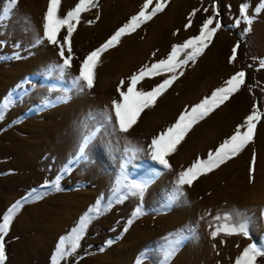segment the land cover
<instances>
[{
    "label": "rangeland",
    "instance_id": "374dc122",
    "mask_svg": "<svg viewBox=\"0 0 264 264\" xmlns=\"http://www.w3.org/2000/svg\"><path fill=\"white\" fill-rule=\"evenodd\" d=\"M5 2L0 0V8ZM48 2L19 0L0 23V223L12 205L28 197L4 238V264H137L141 256L144 264H164L165 238L178 231L184 239L168 264H234L249 244L264 248V115L253 141L238 156L185 185L183 195L170 203L181 171L198 158L206 159L254 107L264 114V11L256 13L264 0H168L163 12L102 55L94 87L82 92L71 83L81 61L136 15L145 0H99L98 8L82 13L72 37V67L63 75L54 67L62 63L58 48L46 40L36 44L43 37ZM78 2L61 0L60 15ZM242 3L254 17L248 32L244 23L232 27ZM214 4L223 26L204 54L184 68V75L153 108L144 110L132 129L121 132L112 109L120 82L125 81L126 90L132 74L198 35ZM189 17L191 26L186 28ZM236 45L237 57L230 63ZM239 71L246 73L244 85L192 127L168 157L171 168L152 161L151 140ZM166 77H146L137 89L150 91ZM253 156L255 171L250 175ZM149 176L154 178L143 199L131 195L129 182ZM121 196L125 198L117 202ZM97 201L99 215L89 212ZM137 206L143 214L124 232ZM236 211L249 220V236L221 234L212 239L214 217L235 218ZM85 214L91 219L79 247L59 259L61 238L68 250ZM109 240L115 243L108 246ZM257 264H264V257Z\"/></svg>",
    "mask_w": 264,
    "mask_h": 264
},
{
    "label": "snow or ice",
    "instance_id": "6c2138e0",
    "mask_svg": "<svg viewBox=\"0 0 264 264\" xmlns=\"http://www.w3.org/2000/svg\"><path fill=\"white\" fill-rule=\"evenodd\" d=\"M19 0H6L3 7L0 8V23L8 19L14 9L17 7ZM168 0H145L140 11L132 16L130 20L122 27L115 31L109 39L106 40L100 47L91 51L80 63L78 75L72 78V87L76 91H84L85 89H92L96 79V69L100 63L102 55L109 49H112L121 42L122 38L135 32L142 24L152 20L158 13L165 10ZM154 5V6H153ZM99 7V0H79L76 6L67 12L65 16L60 15L61 0H49L47 10L43 16V37L36 40V44H41L45 40L58 48V55L62 63L56 65L61 73L65 74L71 67L73 61L72 37L76 31L77 25L80 23L81 14L90 11L93 8ZM196 9L191 14L196 15ZM208 12V9H204ZM264 11V5L256 9V13ZM220 16L217 4L212 6V15L204 20L199 34L187 39L182 44L173 45L170 53L165 59H160L151 65H144L137 73L132 74L127 83L126 90H122L125 81L120 82V87L117 88L119 93L118 99L112 101V109L114 110L115 122L119 126L121 132L127 133L138 122L141 114L145 109L153 108L158 100L181 76L184 75V68L190 63L195 64L200 56L204 54L205 49L212 42L216 33L222 28V23L218 19ZM99 20V16L96 17ZM254 22V17L249 15V5L242 3L239 7V16L234 20L232 27H239L241 23L246 25L244 31H251V25ZM91 25L94 21H88ZM191 26V17L189 23L185 25L186 28ZM66 29V34L61 36L62 30ZM3 42L0 41V45ZM236 45L232 49V55L229 62L232 63L237 57ZM155 56V53H153ZM19 58L18 54L17 57ZM264 67V62H262ZM167 74L163 81L153 87L150 91L138 90L137 85L146 77L153 78ZM246 73L239 71L225 80L224 85L215 89L210 97H205L199 103L185 109L178 117L176 122L161 132L158 136L151 140L149 145V153L152 161L162 166L163 169H170L171 165L168 157L176 150L178 145L184 140L186 134L192 127L203 120L205 117L214 112L223 103L228 101L230 97L238 92L245 83ZM66 101L67 97L62 98ZM47 106V105H45ZM4 107H7L5 105ZM262 114L257 108H253L243 123L238 125L234 133L225 139L218 148L207 154L206 159H196L190 167L181 171L176 180L175 189L170 197V203L175 201L178 196L183 195L182 189L186 186H192L193 182L203 175H207L218 169L222 164L228 160L238 156L254 139L257 123L261 120ZM111 119V117H109ZM90 138H86L80 148V155L82 156ZM255 171V156L252 159L250 167V175ZM154 177H147L143 182L130 181L129 192L133 196H139L141 200ZM48 182L46 181L45 184ZM58 190V186H57ZM35 191V190H34ZM38 198V197H37ZM125 197L121 196L117 202H122ZM28 197L23 201H18L12 205L7 213L3 215L2 223H0V264H4L5 256V241L13 218L18 210L23 206ZM99 201L96 207L89 209V212L100 214ZM143 214L142 207L137 206L132 214V218L127 221V225L123 231L127 232L134 220ZM91 217L87 214L81 217L78 230H74L75 238L68 250L65 247V239L61 238L56 256L59 259H66L75 253L79 247V241L83 238V233L90 222ZM215 226L210 235L212 239H216L223 234L224 236L241 235L243 237L249 236V220L238 211L235 212V218L231 214L224 216L217 215L214 217ZM184 239L183 231L169 234L165 238L166 244L163 251L165 253L164 264H168V259L178 250L182 240ZM115 243L109 240L107 245ZM215 247V245L213 246ZM103 250V249H102ZM264 257V248L258 247L255 243L249 244L235 259L234 264H257V258ZM54 264H59L58 260H54ZM137 264H144V257L137 258Z\"/></svg>",
    "mask_w": 264,
    "mask_h": 264
},
{
    "label": "bare ground",
    "instance_id": "6f19581e",
    "mask_svg": "<svg viewBox=\"0 0 264 264\" xmlns=\"http://www.w3.org/2000/svg\"><path fill=\"white\" fill-rule=\"evenodd\" d=\"M227 173V172H226ZM185 200V199H184ZM183 201V200H182ZM182 201H181V204H182ZM187 200H185L184 202H186ZM188 203V202H187ZM179 205H180V202H179ZM178 205V206H179ZM185 207V203H183L182 204V206H181V208L183 209ZM177 209V208H176ZM175 209V210H176ZM179 209V208H178ZM185 209V208H184ZM175 210H174V212H175ZM163 217V216H162ZM145 220H143V222H144ZM151 221V220H150ZM159 221V220H158ZM164 223V222H163ZM137 223H135V225H136ZM157 224V223H156ZM164 224H166V223H164ZM197 224V223H196ZM136 226H138V225H136ZM162 226V225H161ZM172 226V225H171ZM201 227V226H200ZM132 228H134V227H132ZM169 228V227H168ZM130 234V233H129ZM130 236H132L131 234H130ZM134 236V235H133ZM128 239H129V237H128ZM132 239V238H131ZM190 240V239H189ZM131 241V240H130ZM202 251V250H201ZM181 254H182V252H181ZM199 254V253H198ZM201 254H202V252H201ZM205 255V254H204ZM177 257H179V254L177 255Z\"/></svg>",
    "mask_w": 264,
    "mask_h": 264
}]
</instances>
